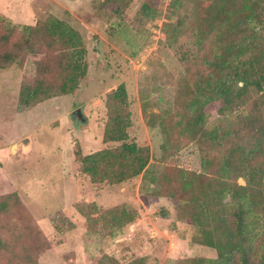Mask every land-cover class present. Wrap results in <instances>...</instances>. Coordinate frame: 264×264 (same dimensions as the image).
I'll use <instances>...</instances> for the list:
<instances>
[{
    "label": "rangeland",
    "instance_id": "1",
    "mask_svg": "<svg viewBox=\"0 0 264 264\" xmlns=\"http://www.w3.org/2000/svg\"><path fill=\"white\" fill-rule=\"evenodd\" d=\"M103 1L0 0V13L21 25L46 17L64 20L81 35L87 65L73 95L31 110L19 104L18 93L22 80L34 76L38 58H26L21 70L0 72V197L15 193L23 204L18 212L22 217L9 223L11 236L3 235L9 245L0 249V264H19L24 254L37 264H180L216 258L212 249L191 242L195 229L176 219L174 201L153 196L156 184L150 183L142 198L140 177L105 189L76 178L73 151L102 150L108 129L106 95L120 85L128 100L126 134L138 147L158 154L159 119L153 132L146 119L178 118L175 99L184 74L179 52L195 49L189 1L183 0L171 14L173 0H150L153 9L145 14L139 12L141 0H113L123 9L118 19L96 14ZM164 24L172 27L166 32ZM77 109L85 124L71 122ZM207 122L210 127L226 124L215 115ZM172 164L199 173L195 143L180 150ZM237 183L244 185L242 179ZM90 202L93 208L85 219L71 208L74 203L87 208Z\"/></svg>",
    "mask_w": 264,
    "mask_h": 264
},
{
    "label": "trees",
    "instance_id": "2",
    "mask_svg": "<svg viewBox=\"0 0 264 264\" xmlns=\"http://www.w3.org/2000/svg\"><path fill=\"white\" fill-rule=\"evenodd\" d=\"M141 1L139 12L149 13L150 0ZM182 1L171 2V14ZM187 1L193 5L196 39L195 49L179 52L184 74L175 99L178 118L152 115V121L146 119L145 103L141 106L149 132L159 119L158 154L126 134L128 100L120 85L106 95L102 150L73 151L76 178L105 189L140 177L142 198L149 184H156L153 196L174 201L176 219L195 229L191 242L216 253L214 260L190 258L180 264H264V0ZM116 3L104 0L96 14L118 19L123 9ZM63 21L46 17L28 26L0 13V72L21 70L26 58H38L34 76L22 80L18 93L19 104L28 110L73 95L86 76L82 37ZM163 27L167 32L172 24ZM212 115L226 124L207 126ZM191 143L199 154V173L172 164ZM22 207L15 193L0 197V249L7 250L3 235L11 236L9 223L21 216ZM71 208L85 219L93 204ZM18 261L37 264L27 254Z\"/></svg>",
    "mask_w": 264,
    "mask_h": 264
},
{
    "label": "water",
    "instance_id": "3",
    "mask_svg": "<svg viewBox=\"0 0 264 264\" xmlns=\"http://www.w3.org/2000/svg\"><path fill=\"white\" fill-rule=\"evenodd\" d=\"M70 120H71L72 123H74L76 121L79 122V123H82V124L86 123V119L83 117L82 112H81L80 109H77V110H75L74 112H72L70 114ZM14 149H15V146H13L11 148V152L12 153L15 152Z\"/></svg>",
    "mask_w": 264,
    "mask_h": 264
}]
</instances>
